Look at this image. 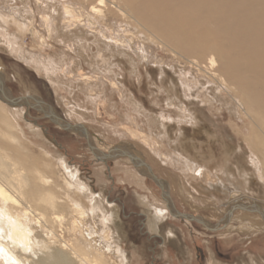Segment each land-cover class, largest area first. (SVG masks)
I'll use <instances>...</instances> for the list:
<instances>
[{
    "label": "rangeland",
    "instance_id": "rangeland-1",
    "mask_svg": "<svg viewBox=\"0 0 264 264\" xmlns=\"http://www.w3.org/2000/svg\"><path fill=\"white\" fill-rule=\"evenodd\" d=\"M25 2L33 14L34 19L31 21H34L38 38L26 34L22 43L27 52L43 61L46 72L37 71L32 65L23 63L13 51L0 43V74L5 87L13 97L38 98L65 122L84 127L95 148L101 153L106 154L121 144L125 147L128 145L129 152L134 155V159L141 160V165L139 161L134 164L126 157L107 162L97 161L83 136L59 129L33 109L9 107L8 113L19 129L21 146L29 151L40 166L43 163L51 165V177L54 180L59 176L56 171L57 162H63L68 170L77 172L78 179L95 196L103 197L105 206L115 210L114 221L110 226L123 251L126 264H264V221L259 215L236 208L229 215L227 223L222 221L230 200L229 194L233 192L242 193L264 208V184L256 178L254 168L248 163L252 155L242 144V137L234 135V142H226L227 144L220 137L226 138V133L230 134L226 125L230 118L223 107L224 116L217 117V108L220 106L210 92V86L207 83L205 87L195 85L201 78L195 75L194 70L181 61L178 62L174 56L171 57L172 54L168 51H162L161 48L134 37L132 48L123 47L122 54L115 51L101 52V56L106 55L107 58L103 62L96 44L98 43V47L103 44L106 49H111L125 36V29H122L125 28L124 25L104 9L103 15L110 18L108 22L91 17L90 7L83 6L81 0ZM50 4L59 12L61 10L62 14L69 13L62 22L70 30L75 31L81 27V30L86 31L85 35L77 41L64 42L65 44L58 42L60 39L56 37L54 39L52 32L51 35L48 33L49 26L55 23L48 16ZM2 5L0 1V8ZM14 5L11 3L12 7ZM65 7L70 12L65 11ZM72 11L78 12L80 16L71 13ZM9 30L14 32V27L10 25ZM120 30L122 31L119 32ZM78 46L83 50V57L82 53L81 56L78 53ZM179 65L181 66L178 67ZM158 67L167 74L163 81L160 80ZM195 92L198 93V98L195 97ZM169 98L174 99L180 108L168 106ZM205 99L211 100L216 110L209 107ZM181 111L195 112L197 116L200 115L203 124L194 130L182 126L183 137L177 142L175 123L178 112ZM211 116L218 119L215 127L208 122ZM155 120H162L166 128L162 130L155 124ZM97 156L98 159L101 157L100 154ZM187 156L196 158L195 162L206 168L204 178H195L194 173L184 165ZM142 162L149 166L156 180L161 182L178 213L201 218L216 229L210 231L196 222L170 216L159 225L160 232L152 231L148 224L152 216L151 210L164 209L167 204L163 197L164 191L157 182L145 176L147 167H143ZM223 166L231 170L230 177L235 179L228 177L235 188L228 186L229 189L225 192L218 190L212 176ZM237 169L249 175L246 188L240 183L242 178ZM228 179L222 176L225 184ZM209 182L214 185L211 186ZM236 182L240 185H236ZM169 229L174 236L167 239L165 233ZM0 264H5L2 257Z\"/></svg>",
    "mask_w": 264,
    "mask_h": 264
},
{
    "label": "bare ground",
    "instance_id": "bare-ground-1",
    "mask_svg": "<svg viewBox=\"0 0 264 264\" xmlns=\"http://www.w3.org/2000/svg\"><path fill=\"white\" fill-rule=\"evenodd\" d=\"M0 1L4 5L0 8V43L13 51L23 63L32 65L38 69L37 71H45L43 61L27 52L22 43L26 34L32 37L38 36L34 30V21H31L34 19L33 14L25 5L26 0ZM17 2L19 5H16ZM81 2L83 6L90 7V16L97 21L108 22L110 19L103 15L105 13H102V9H104L112 14L110 16L118 18L117 22L119 21L125 27L122 28L125 29L123 32L125 36L122 34L124 39L120 40L115 47L112 45L113 48L106 49L103 44L101 47L97 46L98 43L96 44L95 47L99 48V57L103 62L106 55L101 56V52L115 51L122 54L123 47L132 48L134 37L137 40L142 39L146 44L168 51L172 54L171 57L174 56L178 62L181 61L186 67L194 70L195 75L201 78L195 85L205 87L207 83L210 86V92L217 99V104L220 106L217 108L219 112L217 117L224 116V108L230 118L226 125L231 135L226 133V138L220 137L225 144L234 142V135L242 137V144L252 155L248 163L254 168V174L257 176L255 177L264 184V0H81ZM11 3L15 4V8L11 6ZM66 10L69 11L68 7H65ZM47 11L50 19L55 22L54 25L49 26L48 33L51 35L52 32L54 39L55 37L60 39L58 42H74L85 35L86 31L81 30V27L73 31L62 22L69 13L62 14L61 10L59 12L52 5ZM73 12L80 16L78 12L71 13ZM91 19L89 22L93 23ZM10 25L14 27V32H10ZM77 48L78 53L80 56L82 53L83 57L82 48L80 46ZM158 68L160 80L163 81L167 74L163 69ZM195 95L199 97L196 92ZM34 99L44 105L38 98ZM168 100V106L180 108L174 99ZM204 101L216 110L211 100ZM9 107L18 106H8L0 101V247L4 249L0 257L5 264H12L13 260L16 264H126L123 251L116 242L117 238L115 240L110 226L114 221L115 210L105 206L103 197L95 196L91 189L78 179L77 172L68 170L63 162H57L56 171L59 176L54 180L51 177L53 175L51 165L43 163L40 166L29 151L21 146L19 129L8 113ZM199 116L195 112H178L175 123L177 142L183 137L182 126L190 127L191 130L200 127L202 121ZM210 118L208 119L210 126H217L218 119L213 116ZM155 124H158L162 130L166 128L162 120H155ZM88 138L90 140L89 135ZM89 142L92 144L91 152L94 157L97 158V154L101 156L97 158V161L107 162L118 157H126L130 162L138 164V158L134 159V155L127 151L128 145L125 147L121 144L120 147L110 149L104 154L95 148L91 140ZM158 157L161 156L158 155ZM184 160V165L194 173L195 178H202L206 173V168L195 162L196 158L187 156ZM179 165L182 166V164ZM146 169L145 176L149 177L148 168ZM238 174H241L239 176L242 178V182H238L245 187L249 182V175L242 170ZM223 175L227 179L232 176L227 166H223L212 174L218 190L225 192L229 189L228 186H233V183L228 179L226 180L228 185L225 184L222 180ZM207 177L210 179L209 176ZM230 179L235 180L231 177ZM156 182L164 191L161 182L157 180ZM240 183L235 184L240 185ZM209 184L214 185L211 182ZM229 195L228 209L237 208L240 211L256 212L264 221V208L259 203L247 196L244 197L239 192ZM239 195L242 196L239 197ZM163 197L167 206L164 209L151 210L152 216L148 224L154 232H158L159 225L177 212L165 191ZM229 215L222 219L224 223L228 222ZM173 236L174 233L170 229L165 233L167 239Z\"/></svg>",
    "mask_w": 264,
    "mask_h": 264
},
{
    "label": "water",
    "instance_id": "water-1",
    "mask_svg": "<svg viewBox=\"0 0 264 264\" xmlns=\"http://www.w3.org/2000/svg\"><path fill=\"white\" fill-rule=\"evenodd\" d=\"M0 101L8 106H19V107H24L26 109H33L37 111L38 113L42 114L44 118H46L50 123H52L54 126L58 127L59 129L78 134L80 136H83L87 143L90 151H92L93 147L92 144L89 142V138L86 132V129L82 127L79 124L76 125H71L61 118H59L53 110L48 108L46 105H42L41 103H38L34 97L32 96H24V97H13L9 90L5 87L4 82L2 80V76H0ZM119 146H115L114 148H118ZM98 158V156H97ZM148 168V176L153 180L156 181L155 176L152 174L151 169L149 166L145 165ZM235 211V209H226L223 215V218L226 217L229 214H232V212ZM247 211V210H244ZM172 217L179 218V219H186L189 222H196L200 224L202 227L212 231L215 230L216 227H210L207 223L204 222L201 218L194 217L191 215H185V214H180L178 212H174L172 214Z\"/></svg>",
    "mask_w": 264,
    "mask_h": 264
},
{
    "label": "snow or ice",
    "instance_id": "snow-or-ice-1",
    "mask_svg": "<svg viewBox=\"0 0 264 264\" xmlns=\"http://www.w3.org/2000/svg\"><path fill=\"white\" fill-rule=\"evenodd\" d=\"M197 174H199V173H197ZM3 253H4V249L2 247H0V254H3ZM12 264H16V261L13 260Z\"/></svg>",
    "mask_w": 264,
    "mask_h": 264
},
{
    "label": "crops",
    "instance_id": "crops-1",
    "mask_svg": "<svg viewBox=\"0 0 264 264\" xmlns=\"http://www.w3.org/2000/svg\"><path fill=\"white\" fill-rule=\"evenodd\" d=\"M120 147V146H119ZM127 151H129V150H127ZM138 161H139V163H140V165H141V160L140 159H138ZM142 163H144V162H142ZM143 165V164H142ZM143 167H145V164L143 165ZM146 168V167H145Z\"/></svg>",
    "mask_w": 264,
    "mask_h": 264
}]
</instances>
